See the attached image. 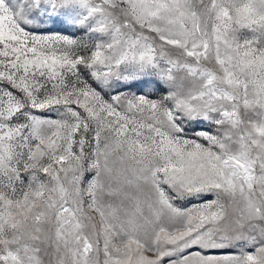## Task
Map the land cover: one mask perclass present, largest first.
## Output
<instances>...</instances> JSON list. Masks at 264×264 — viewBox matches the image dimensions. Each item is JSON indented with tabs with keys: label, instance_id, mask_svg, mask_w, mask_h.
I'll list each match as a JSON object with an SVG mask.
<instances>
[{
	"label": "snow or ice",
	"instance_id": "6c2138e0",
	"mask_svg": "<svg viewBox=\"0 0 264 264\" xmlns=\"http://www.w3.org/2000/svg\"><path fill=\"white\" fill-rule=\"evenodd\" d=\"M0 264H264V0H0Z\"/></svg>",
	"mask_w": 264,
	"mask_h": 264
}]
</instances>
